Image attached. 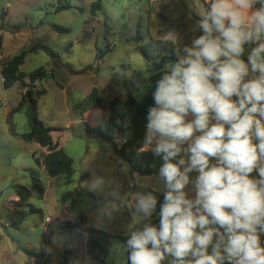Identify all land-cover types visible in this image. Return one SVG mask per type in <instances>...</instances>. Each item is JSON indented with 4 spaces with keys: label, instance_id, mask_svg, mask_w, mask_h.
<instances>
[{
    "label": "rangeland",
    "instance_id": "374dc122",
    "mask_svg": "<svg viewBox=\"0 0 264 264\" xmlns=\"http://www.w3.org/2000/svg\"><path fill=\"white\" fill-rule=\"evenodd\" d=\"M95 1L0 0V264H62L66 222L75 223L73 232L82 235L70 243L76 260L69 264H95L88 255L87 229H103L114 236L127 235L132 222L128 208L135 201L134 193L164 194V182L159 175L137 174L134 179L128 173L115 150L122 146V141L110 144L86 135L76 104L97 88L109 116L108 103L114 98L142 102L152 96L155 88L147 79L154 74L147 72V62L139 47L150 39H170L177 48L190 45L201 34L197 21L206 9L205 0H102L103 11L93 13L91 7ZM66 3L73 8L57 12ZM55 26L68 32H57ZM138 35L141 40L131 41ZM22 51L30 52L20 67L22 73L29 75L43 67L48 75L35 84L26 78V84L17 83L6 89L2 67ZM169 61L174 60H166L163 70ZM30 88L36 94L41 90L47 92L43 97L38 96L39 119L48 127L58 128L53 140L73 159L76 174L71 181L63 175L54 178L47 175L37 161L47 154L46 148L9 134L8 114ZM91 113H87L86 120L90 127L104 124L103 119L95 120L101 114ZM14 119L19 133L30 132L25 110L15 113ZM28 169L39 172L44 196L27 202L30 206L24 210L28 216L15 228L12 224L20 208L15 205L18 197L11 186L31 187ZM85 173L89 176L82 180ZM111 181L122 185L120 191L126 194L128 208L109 219L105 209L113 199L109 195L114 186ZM76 189L78 197L64 198ZM78 215L86 216L87 223L79 224ZM46 217L60 220L52 226L49 235H46ZM261 243L264 245V234ZM24 249L37 251L41 256H28ZM126 262L125 245L112 239L105 264Z\"/></svg>",
    "mask_w": 264,
    "mask_h": 264
},
{
    "label": "clouds",
    "instance_id": "9594fccd",
    "mask_svg": "<svg viewBox=\"0 0 264 264\" xmlns=\"http://www.w3.org/2000/svg\"><path fill=\"white\" fill-rule=\"evenodd\" d=\"M200 16L147 115L142 150L163 159L159 226L152 192L128 208L110 182L107 216H132L130 264H264V0H207Z\"/></svg>",
    "mask_w": 264,
    "mask_h": 264
},
{
    "label": "trees",
    "instance_id": "16d2710c",
    "mask_svg": "<svg viewBox=\"0 0 264 264\" xmlns=\"http://www.w3.org/2000/svg\"><path fill=\"white\" fill-rule=\"evenodd\" d=\"M72 8L70 3H66L65 5L59 6L57 12L70 10ZM91 11L93 13L103 11L102 0H96L92 4ZM54 28L60 33L68 32L66 29L59 26H55ZM139 40H141L140 35L131 41L135 42ZM176 48V44L170 39H150L145 45L139 47V50L142 52L147 62V72L154 74L147 79V83H150L154 88L156 87V81L160 79L165 71L163 70L164 62L166 60L176 59L174 54ZM106 52L108 51H104V53ZM29 54L30 52L22 51L3 65L1 75L6 89L12 88L17 83L26 84V78H28L32 84H35L45 79L48 75L46 69L43 67L35 70L29 75L20 71V67L24 64ZM32 88L28 89L23 95L18 106L9 112L7 117L9 134L11 137L20 141L28 143L36 142L41 147L46 148L48 151L47 154L43 157L42 161H37L43 166L47 175L51 178L63 175L68 181H71L76 174V170L73 167V159L54 143L53 133L57 132L58 129L46 126L44 122L39 119L38 96L45 95L46 91L41 90L36 94ZM153 105L154 101L152 96L147 97L142 102L133 98H129L126 101H122L120 98H114L108 103V120L97 127H90L84 121V115L91 110L104 108L99 89L93 88L85 99L76 104V108L82 117L84 131L90 139L101 140L110 144H116L117 141H122V146L120 148L116 147L115 150L119 158L126 164L128 173L131 176L138 174L146 177L159 175V169L163 164L162 156L154 155L151 149L142 150L146 135V124L148 122V110ZM23 110H25L30 123L31 130L28 133H19L14 119L15 113ZM177 159H179V157H177ZM27 171L31 177V187L20 184L11 186V189L18 197V201H16L15 205L20 208L15 213L16 218L12 224L15 228H18L28 216V213L24 210L25 207L30 206L27 202L33 198L40 200L44 196V186L39 172L33 169H28ZM88 176V173H85L82 180L87 179ZM151 192L157 197V208L152 217V223L158 227L160 205L163 203L164 194ZM78 195L79 192L78 189H76L66 193L64 198H76ZM36 211L37 210L32 209V212ZM76 221L79 224H86L87 217L78 215ZM74 227L75 223L72 222H66L63 225L65 240L63 244L64 255L62 264H69L70 261L76 260V257H73L72 251L70 250V243L80 239L82 235L73 232ZM87 234L88 255L95 264H105L111 252L112 239L114 238L120 240L125 245L126 264H130L128 259L127 235L114 236L108 231L98 228L87 229ZM24 252L31 257L41 256V253L34 250L24 249Z\"/></svg>",
    "mask_w": 264,
    "mask_h": 264
},
{
    "label": "crops",
    "instance_id": "0c3cea01",
    "mask_svg": "<svg viewBox=\"0 0 264 264\" xmlns=\"http://www.w3.org/2000/svg\"><path fill=\"white\" fill-rule=\"evenodd\" d=\"M204 3H205V5H206V7H207V0H205L204 1ZM190 17H193L192 15H190ZM47 93V92H46ZM44 96V95H43ZM42 96V97H43ZM103 110L104 109H94V110H91V111H89L88 113L90 114L91 112L94 114V115H98V114H101V118L100 119H98V118H96L95 120L96 121H99V120H101V119H103V121H107L108 120V118H109V116L107 115V112L104 110V112H103ZM91 113V114H92ZM86 120H87V113L84 115V121L86 122ZM104 122V123H105ZM95 127H97V126H95ZM53 128H55V127H53ZM56 129H58V128H56ZM55 133V132H54ZM53 138H54V135H53ZM137 174H134L133 175V178L135 179ZM154 216V215H153ZM28 248H30V247H28ZM29 250H32V249H29ZM32 261V259L29 261V262H31Z\"/></svg>",
    "mask_w": 264,
    "mask_h": 264
},
{
    "label": "built area",
    "instance_id": "2783aa9c",
    "mask_svg": "<svg viewBox=\"0 0 264 264\" xmlns=\"http://www.w3.org/2000/svg\"><path fill=\"white\" fill-rule=\"evenodd\" d=\"M60 222V220H56V221H52V219L50 217H46L45 218V224H46V235H49V233L51 232V228L52 226L58 224ZM48 247V246H47ZM46 247V248H47Z\"/></svg>",
    "mask_w": 264,
    "mask_h": 264
},
{
    "label": "water",
    "instance_id": "95a60500",
    "mask_svg": "<svg viewBox=\"0 0 264 264\" xmlns=\"http://www.w3.org/2000/svg\"><path fill=\"white\" fill-rule=\"evenodd\" d=\"M7 29H9V28H7ZM48 78V77H47Z\"/></svg>",
    "mask_w": 264,
    "mask_h": 264
}]
</instances>
